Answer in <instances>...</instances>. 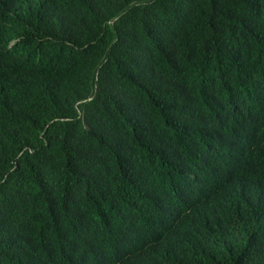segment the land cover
<instances>
[{"label": "trees", "instance_id": "trees-1", "mask_svg": "<svg viewBox=\"0 0 264 264\" xmlns=\"http://www.w3.org/2000/svg\"><path fill=\"white\" fill-rule=\"evenodd\" d=\"M0 264H264V0H0Z\"/></svg>", "mask_w": 264, "mask_h": 264}]
</instances>
